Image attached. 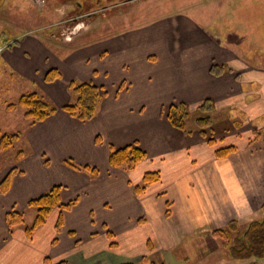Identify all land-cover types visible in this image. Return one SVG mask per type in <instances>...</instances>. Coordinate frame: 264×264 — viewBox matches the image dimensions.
Returning a JSON list of instances; mask_svg holds the SVG:
<instances>
[{
  "label": "crops",
  "instance_id": "1",
  "mask_svg": "<svg viewBox=\"0 0 264 264\" xmlns=\"http://www.w3.org/2000/svg\"><path fill=\"white\" fill-rule=\"evenodd\" d=\"M248 6L233 0L232 13ZM236 22L241 23L240 15ZM241 30L233 26L230 43L205 32L200 41L184 39L180 46L154 38L149 43L156 54L146 50V56L135 60L131 76L95 73L99 68L109 72L110 59L99 64L95 51L77 48L67 60L68 77L61 73V80L46 85L34 81L29 87L43 91L58 107L70 100L65 87L71 78L103 84L107 94L89 120L58 108L22 133L19 146L25 155L17 162L9 190L0 194V264H122L147 253L148 240L169 251L181 239L179 233L208 232L231 220L239 224L263 209L264 141L254 145L253 133L264 127V40ZM150 55L154 62L148 61ZM138 62L146 63V69ZM59 65L65 73L67 65ZM214 65H219V74L211 72ZM172 98L190 108L210 99L211 112H231V129L218 131L213 124L215 144L199 132L183 133L164 116L163 107ZM233 112L243 113L239 127ZM133 142L145 150V158L131 170L109 166V144ZM228 145L235 150L217 156L216 149ZM9 166L0 169V179ZM148 171H158L159 181L136 193L134 186ZM53 185L62 186L63 202L75 203L54 209L30 237L22 228L9 233L5 213L23 208ZM198 207L203 216L199 222L193 211ZM174 218L186 228H170Z\"/></svg>",
  "mask_w": 264,
  "mask_h": 264
},
{
  "label": "rangeland",
  "instance_id": "2",
  "mask_svg": "<svg viewBox=\"0 0 264 264\" xmlns=\"http://www.w3.org/2000/svg\"><path fill=\"white\" fill-rule=\"evenodd\" d=\"M242 2L249 5L247 9H241L240 12L236 10V13L233 14V0H134L127 5H120L109 11L104 12L97 9L94 14L78 17L70 14L71 5L66 3L65 0H0V126L3 132L20 133L18 141L13 146L6 150H0V169L11 163V166L5 168L6 172L0 181L10 173L11 186L12 175L18 171L17 162L25 155L22 147L19 146V140L28 126L37 123L30 124V121L24 116V108L16 104L19 97L24 93L37 92L55 105L57 109H62L63 105L58 107L43 91L29 86L33 85L34 81L46 85L45 83L61 80V73L64 74V77H68L67 60L77 48H81L80 50L86 52L95 51L96 60L99 61V64H103L107 59H110L109 72L105 71L103 73L100 70L101 68L94 71L95 73L102 72V75L106 78L109 75H111L110 77L133 75L136 59L146 56V50L153 51V53L157 52V49L152 47L153 44L149 43L154 38L173 42L180 46L183 45L185 40L197 41L199 39L200 41L201 35L205 32L213 39L218 37L219 40L230 43L234 26L236 30L243 29L241 32L246 36L248 34L250 37L254 36L256 40H264V0H245V2L242 0ZM239 15L241 23L236 22ZM261 55L264 57V52ZM148 58V61L154 62V56L150 55ZM118 63L121 67L118 66ZM59 64L67 65L65 73L60 69ZM138 64H140L139 67L146 69V63L138 62ZM212 68L211 72L216 74L219 65H214ZM50 69L59 71L61 77L51 82L45 81L44 77ZM105 69L108 68L105 67ZM41 80L43 82H40ZM71 80L76 79L71 78L66 82L65 87L70 96L69 101H71L72 95L67 89V84ZM76 81L93 82L90 79ZM99 84L96 85L103 87V93L107 94L105 86ZM133 89H135V86H133ZM14 92L18 94L15 98H11V94ZM12 103L16 106L8 108V105ZM178 103L183 102L172 98L163 107L164 116L169 125H171L167 119L169 106ZM198 106L190 108L186 105L188 112L186 125L192 129V133L198 132L195 125L196 118L200 117ZM213 106L212 104V108ZM209 114L212 123L218 125L216 130L226 132L231 129L229 122L232 119L231 112L219 111L218 109V111L213 110ZM232 115L235 120L240 121L237 127L241 126L244 118L243 113L233 112ZM7 122H11V124ZM211 134L204 137L209 139V137H213ZM253 135H256L255 142L264 141V127L255 130ZM213 144H215V141ZM254 145H258L257 142ZM20 151H22V156L19 157L18 153ZM70 161L72 162V160ZM73 164L75 165V163ZM109 166L111 165L109 164ZM140 183L141 181L137 184ZM192 189L196 192L197 186H192ZM28 201L23 208L11 207L8 210L21 211L24 218L23 223L16 225L11 231L7 227L9 233L17 228L24 230L25 226L32 223L35 207L28 205ZM180 202L182 201L180 200ZM181 211L183 215L186 213V216L191 217L187 214L188 209L182 208ZM193 211L196 213L198 222L203 219L199 207L193 209ZM261 219L264 220V208L244 218V223L241 221L239 224L240 227H244L252 220ZM169 226L174 230H183L187 224L174 218ZM214 230L194 232V235L179 233L181 239H177L176 246L174 245V248L169 251L161 246L151 244L148 240L145 242L147 253L139 256L136 260L133 259L122 264L248 263L247 260L230 259L227 249L221 243L222 241L213 236ZM258 262L264 264V256Z\"/></svg>",
  "mask_w": 264,
  "mask_h": 264
},
{
  "label": "trees",
  "instance_id": "3",
  "mask_svg": "<svg viewBox=\"0 0 264 264\" xmlns=\"http://www.w3.org/2000/svg\"><path fill=\"white\" fill-rule=\"evenodd\" d=\"M61 75L56 69H50L44 79L51 82L60 78ZM103 87L94 84L91 81H76L71 80L67 84V89L72 95L71 101L62 106L70 116L81 121L91 119L97 112L98 104L101 98L105 95ZM17 105L24 108V116L30 121V124L39 122L53 114L57 107L48 101L43 95L37 92H28L22 94ZM12 103L8 108L16 106ZM200 117L195 120L196 128L202 136L211 134L214 127L210 112L212 110V103L210 99H205L199 106ZM188 116L185 103L171 104L167 112V119L169 123L183 131L186 134L192 133V129L186 125ZM212 135V134H211ZM208 135V136H211ZM20 133L3 132L0 126V150H6L13 146L19 139ZM209 143L213 144L212 137L208 139ZM235 147L232 145L222 146L216 149V154L219 157H225L233 152ZM22 151L20 155L22 156ZM146 155L144 149L139 147L136 143L126 144L124 146L115 148L109 146L108 163L112 167H122L125 169L134 168ZM68 165L79 168L70 160L65 161ZM94 171V168L90 169ZM159 179V172L148 171L144 173L141 183L135 185V192L143 191L149 184L156 182ZM10 186V173H8L0 181V193H5ZM61 185H53L41 194L31 198L28 205L35 207V215L30 225L25 226L24 230L28 236H31L35 228L42 225L47 216L55 208L69 209L74 203L75 199L63 202L60 198ZM5 220L9 231L16 225L23 223V213L21 211L10 210L5 215ZM57 228L61 225V218L59 217ZM213 236L219 238L222 245L227 249V254L230 259L247 260L245 264H259V259L264 256V220H252L244 227H240L237 220L229 221L225 226L215 229ZM53 264H69L67 260H60Z\"/></svg>",
  "mask_w": 264,
  "mask_h": 264
},
{
  "label": "flooded vegetation",
  "instance_id": "4",
  "mask_svg": "<svg viewBox=\"0 0 264 264\" xmlns=\"http://www.w3.org/2000/svg\"><path fill=\"white\" fill-rule=\"evenodd\" d=\"M71 5L70 14L74 16H83L94 14L97 9L102 11H109L115 9L120 5H127L134 0H65Z\"/></svg>",
  "mask_w": 264,
  "mask_h": 264
}]
</instances>
